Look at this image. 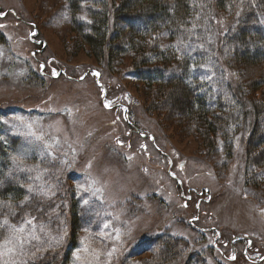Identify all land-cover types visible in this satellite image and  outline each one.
I'll return each instance as SVG.
<instances>
[{"label":"rangeland","instance_id":"1","mask_svg":"<svg viewBox=\"0 0 264 264\" xmlns=\"http://www.w3.org/2000/svg\"><path fill=\"white\" fill-rule=\"evenodd\" d=\"M71 23L65 0H0V140L6 178L27 193L22 218L1 221L0 264H149L161 236L180 257L172 264H264V159L247 165L250 129L228 121L197 134L187 111L135 79L129 56L101 63ZM112 25L110 36L123 28ZM155 40L177 45L166 31ZM233 71L263 100L253 87L264 68Z\"/></svg>","mask_w":264,"mask_h":264},{"label":"trees","instance_id":"2","mask_svg":"<svg viewBox=\"0 0 264 264\" xmlns=\"http://www.w3.org/2000/svg\"><path fill=\"white\" fill-rule=\"evenodd\" d=\"M65 1L73 32L98 61L111 66L116 60L129 56L135 79L148 89L158 87L157 95L169 97L170 103L187 111L197 134L214 137L228 121L236 125L238 133L249 128L250 135L244 143L247 165L264 159V98L259 101L250 97L244 84L234 78L233 71L236 66L264 68V0H112V5L106 0ZM223 19L227 25L220 23ZM113 23H120L123 28L114 30V35L110 36ZM162 31L178 45L171 46L170 53L154 45L153 40ZM183 44L186 46L179 58V47ZM247 45L254 49L250 51ZM206 66L212 74L222 77L221 83L205 76L208 74L203 71ZM216 83L223 90L219 98L213 99L215 92L211 86ZM254 83L253 90L258 92L264 79ZM226 103L234 104L233 110L236 109L228 120L225 119ZM193 128L189 131L194 132ZM225 144L231 147L228 142ZM255 150L260 153L253 156ZM9 154L0 140V226L5 216H11L16 223L26 210L20 207L27 196L25 189L19 182L12 183L6 178ZM7 204L15 211H8ZM4 239L0 227V243ZM155 239V244H160L159 256H154L155 260L149 264L156 261L172 264L179 260L168 245L171 238ZM179 242L180 239L176 244Z\"/></svg>","mask_w":264,"mask_h":264},{"label":"snow or ice","instance_id":"3","mask_svg":"<svg viewBox=\"0 0 264 264\" xmlns=\"http://www.w3.org/2000/svg\"><path fill=\"white\" fill-rule=\"evenodd\" d=\"M104 106H105V107H110V105H108V104H105ZM27 127L29 128V132H28L27 134H28V135H35V133H33V132L30 131V129H31L32 126H31V125H28ZM37 139H41V137H37ZM12 159H13V162L17 164V167L22 168L23 161L20 160L19 157H15V156H14V157H12ZM22 170H24V169L22 168ZM28 170L31 171V169H28ZM31 191H32V189L29 188V192H31ZM84 202L87 203L86 200H85ZM29 223H30V221H29ZM4 224L7 225V224H8V221L5 220V221H4ZM105 227H107V225H105ZM17 231H18V232H23L24 229H23V228H20V229H18V230H15V229H14V233L17 232ZM62 241H63V236L60 237L58 243H59V242H62ZM9 243H11V238L8 239V240H5L3 247L7 248V246H8ZM233 259H235L234 256H233Z\"/></svg>","mask_w":264,"mask_h":264}]
</instances>
